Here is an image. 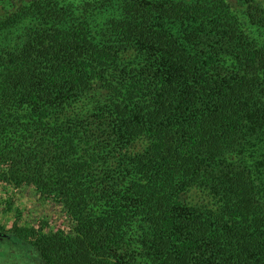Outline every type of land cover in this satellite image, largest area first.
Here are the masks:
<instances>
[{
  "label": "trees",
  "instance_id": "obj_1",
  "mask_svg": "<svg viewBox=\"0 0 264 264\" xmlns=\"http://www.w3.org/2000/svg\"><path fill=\"white\" fill-rule=\"evenodd\" d=\"M4 1L0 32L31 22L0 37V184L62 216L8 200L12 238L43 264H264V0Z\"/></svg>",
  "mask_w": 264,
  "mask_h": 264
},
{
  "label": "rangeland",
  "instance_id": "obj_2",
  "mask_svg": "<svg viewBox=\"0 0 264 264\" xmlns=\"http://www.w3.org/2000/svg\"><path fill=\"white\" fill-rule=\"evenodd\" d=\"M9 4L8 1L0 0V11L2 7L9 8ZM71 4L74 8L78 6L82 7L83 0H72ZM30 22V18L23 19L14 24L12 28L4 31L2 30L0 32L1 39L4 38L7 39L8 42H10V40L15 42L17 38L26 35L27 26H29ZM33 195V191L22 190L16 192L14 189L10 187L6 188L0 184V231L11 234V230L14 228L15 217L13 213H15V211L12 213L6 209L5 202L8 200L14 201V208L18 206L23 211V221L21 225L27 222L36 224L39 220L47 219L50 220L52 227L54 229L56 228L62 220L60 213L53 209L50 204L39 202ZM18 241L13 239L11 235L9 240L0 243V264H43L40 256L32 246L20 242L21 240Z\"/></svg>",
  "mask_w": 264,
  "mask_h": 264
},
{
  "label": "flooded vegetation",
  "instance_id": "obj_3",
  "mask_svg": "<svg viewBox=\"0 0 264 264\" xmlns=\"http://www.w3.org/2000/svg\"><path fill=\"white\" fill-rule=\"evenodd\" d=\"M10 238H11V234H6L0 231V243H2V241L4 242L5 240H9Z\"/></svg>",
  "mask_w": 264,
  "mask_h": 264
}]
</instances>
